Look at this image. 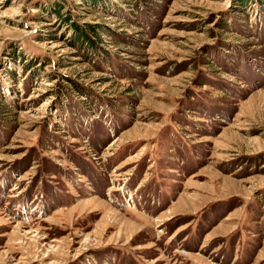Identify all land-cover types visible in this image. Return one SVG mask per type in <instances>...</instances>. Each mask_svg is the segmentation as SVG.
<instances>
[{
    "label": "rangeland",
    "instance_id": "1",
    "mask_svg": "<svg viewBox=\"0 0 264 264\" xmlns=\"http://www.w3.org/2000/svg\"><path fill=\"white\" fill-rule=\"evenodd\" d=\"M0 264H264V0H0Z\"/></svg>",
    "mask_w": 264,
    "mask_h": 264
},
{
    "label": "trees",
    "instance_id": "2",
    "mask_svg": "<svg viewBox=\"0 0 264 264\" xmlns=\"http://www.w3.org/2000/svg\"><path fill=\"white\" fill-rule=\"evenodd\" d=\"M57 15L59 16L60 14H59V12H57ZM85 36H86V34H85ZM87 37V36H86ZM88 39V41L90 40L89 38H87Z\"/></svg>",
    "mask_w": 264,
    "mask_h": 264
}]
</instances>
